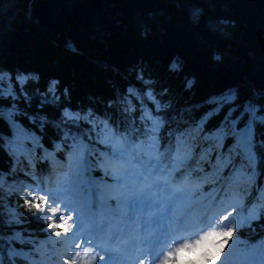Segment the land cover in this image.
Listing matches in <instances>:
<instances>
[{
  "label": "trees",
  "instance_id": "16d2710c",
  "mask_svg": "<svg viewBox=\"0 0 264 264\" xmlns=\"http://www.w3.org/2000/svg\"><path fill=\"white\" fill-rule=\"evenodd\" d=\"M0 69L26 76L12 83L16 99L0 93V108L14 102L22 110L0 113V132L8 133L4 120L17 119L55 156H61L55 143L70 147L76 135L103 147L97 136L103 121L126 143L153 126L165 145L170 130L202 120V131L212 132L250 112L257 156L252 186L262 183L264 0H0ZM144 108L157 124L142 116ZM62 110L88 114L77 119L78 134L62 137L54 124ZM7 145V136L0 138V170L15 164L14 175H24ZM42 153L37 147L35 180L25 176L30 194L46 176ZM33 199H12L17 219L3 221L40 239L44 204L38 192ZM240 208L222 237L249 247L264 238V206L250 218L240 217Z\"/></svg>",
  "mask_w": 264,
  "mask_h": 264
},
{
  "label": "rangeland",
  "instance_id": "374dc122",
  "mask_svg": "<svg viewBox=\"0 0 264 264\" xmlns=\"http://www.w3.org/2000/svg\"><path fill=\"white\" fill-rule=\"evenodd\" d=\"M26 78L25 75H20V74H16L14 73L11 77V75L9 73H7L6 71L0 69V93L4 96H8L9 98L13 99L15 98L16 99V91H15V88L13 87V81H16V82H22L24 81V79ZM147 95H149V93L147 92ZM150 96V95H149ZM14 105V107H13ZM12 107L9 109V110H13V112H17L19 111L18 108H16L14 102H12ZM83 115H79L77 113H73V112H70L69 110H62L60 112V115L57 119V126L61 129V131L63 133H66L68 131H70L71 129H77V122L75 121L76 118L78 117H82ZM65 120V121H64ZM187 129L183 130V131H186ZM227 131V135L228 136H231L233 138H235V135L229 130V128L226 129ZM182 132V131H181ZM108 134H111V135H114V132L113 130L111 129V127H107V130L105 132V138L108 136ZM107 138H110V143L114 144L118 149L124 151V146L120 143L119 139L117 140L116 138L114 139H111V137H107ZM202 138H205L206 141L209 143V146L210 145H214L213 149L214 151L218 154L217 156L214 157V159L212 160V165L214 167H216V170H210L208 171L206 174L204 175H200L199 178L197 180H195V183H200L201 182H211V181H214L218 178L220 172H221V169L224 165V163L222 162L221 158H219V147L221 146V141L217 139V137L215 135H204V137H201L200 134L198 135V133L196 131H187L186 134H185V138L182 142V147L181 149H177L176 147H174V154H173V157H171V161L172 163L174 162H177L176 163V166L175 168H178L180 167V164L182 163V165H184V158L188 155H192V150H191V146H193L194 144L198 143L200 141V139ZM193 140L191 144H189V140ZM204 139V140H205ZM138 147V145H136ZM232 146V145H231ZM168 146H165L164 149L166 148L167 149ZM207 148V147H206ZM208 149V148H207ZM230 149V147L228 148ZM211 150H207V151H201V153H199L198 155L195 156V159L197 160H201V159H207L208 158V153L210 152ZM10 152L12 155H18L16 152L13 151L12 147H10ZM126 154V152H123ZM31 155V152L28 153ZM32 154H34L32 152ZM168 154V153H167ZM98 155L100 156H103V157H106L107 155L104 154V153H99ZM110 156V155H109ZM231 153H228V154H224V158L227 160L229 159L230 161H232V158H231ZM41 158H43V154L40 155ZM52 161L54 160V157L53 156H50ZM49 157V159H50ZM51 161V162H52ZM69 162V161H67ZM184 162V163H183ZM239 162L242 164V165H245L244 163V157H242V160ZM162 163V162H161ZM160 164V163H159ZM187 164V163H185ZM188 165V164H187ZM189 166H192V167H195L196 165H193V164H189ZM103 170V168H102ZM157 170V169H156ZM154 172V171H153ZM242 174H244V179L245 180H248L250 179V175L249 173L245 172L244 169H242L241 171ZM73 176H69V178L67 179H63V180H59V185L60 184H63V185H66L67 186V190L70 192V193H75V190L77 189L76 188V185L73 183ZM97 184L99 185V191L101 193H104V196L105 197H109L110 195H112V198H113V206H114V211L117 212V213H122L123 215L125 214V209L119 205V200H118V197L116 195V193L114 192H119V188L117 187V184L114 185L112 182L106 180L105 178H103V176L99 177V178H96L95 179ZM226 182V179H222L217 185L216 187H212L210 188L208 191H206L205 194L201 195L199 197V199H204L205 197L209 196L211 193H214L216 192L224 183ZM19 187L22 189L21 192H19V198L20 199H23L25 200L26 198V194H25V187L26 185L24 184H20ZM59 188H61L59 186ZM59 188L56 187L53 189L52 192H57L59 191ZM50 188H48L49 190ZM52 189V188H51ZM63 189V188H62ZM247 190V189H246ZM245 190V191H246ZM8 191L5 189V188H0V206H1V212L4 213V218L8 221L10 220H15L17 219V212L15 210V207L14 205L10 202L9 199H7V196L6 193ZM63 197H65L64 195H62ZM62 197V198H63ZM103 197V199L105 198ZM221 199V198H220ZM217 200V199H216ZM240 200H243V196ZM239 200V201H240ZM189 201V200H187ZM238 202H235L231 205V207H228L227 209H225L224 211V214L221 216L220 218V221H219V225H216V232L219 228H221L224 223H227V219L230 215V208L232 209L235 205H237ZM264 201V194L262 193V191H260L257 195V198L252 202V203H249L248 207H247V212L249 213H252L254 212L255 210V207ZM11 203L13 205V209L11 211H9V209L7 208V204L8 203ZM47 209L44 213V215L42 216V222L44 223H48L47 225V233H48V238H47V241L49 242H52V233H51V230L52 229H56L60 223V221L62 220V210L59 209V211H57L54 207V204L51 203V202H47ZM0 217H2V215H0ZM69 228V227H68ZM67 228V229H68ZM214 236V239L208 243V244H202V243H198L195 247L196 249V253L193 254V253H190L189 256L191 257L192 255H196L197 256V259L195 260H199V262H197L196 264H212L214 262V259H215V252H217L218 250L220 249H223L227 254V256H231L233 251L235 249H240V248H234L231 250V246H233L232 243L228 244V245H225V244H222L219 242V240L217 239V237L215 236L216 234L213 233L212 234ZM55 244V246H57L56 242L53 243ZM40 252L41 254L44 252V248L43 246L40 248ZM58 253H56L55 255H57ZM42 256V255H41ZM209 256V260H208V257ZM189 258V257H188ZM187 258V259H188ZM247 258L245 256H240L239 258V262L238 264H247L248 263V259L246 260ZM42 260H44V257L42 256ZM193 260V259H191ZM210 261L211 263H207L206 261ZM257 260L258 258L253 261V262H250V264H255L257 263ZM67 264H74V263H69V261H67Z\"/></svg>",
  "mask_w": 264,
  "mask_h": 264
},
{
  "label": "snow or ice",
  "instance_id": "6c2138e0",
  "mask_svg": "<svg viewBox=\"0 0 264 264\" xmlns=\"http://www.w3.org/2000/svg\"><path fill=\"white\" fill-rule=\"evenodd\" d=\"M14 107V105H13ZM4 123L8 127V133L0 132V138L7 136V139L11 142V147L17 154H27L29 152L35 153L37 147H39L45 154V156H52L53 153L48 152L41 143H37L36 133L31 128H27L17 119L11 117L4 120ZM29 123H34V120L29 119ZM19 128L20 132L17 133L16 129ZM87 138H85L86 140ZM18 141V143H17ZM106 142V141H105ZM88 145L85 144V147ZM163 146V141L161 142ZM55 149L61 150V144L55 143ZM73 159L72 154H69V160ZM15 164L11 165L8 170H0V188L11 186L16 183ZM10 200V198H9ZM9 211L13 209V205L9 202L7 204ZM25 230L19 225H12L10 222L5 224L3 218L0 217V264H4V260L7 259L8 264H42V256L40 248L46 244V239L42 240L29 234L27 237L23 235ZM79 234H77L78 236ZM62 240H72V237L64 236ZM81 243L83 240L81 239ZM77 247V245L70 244L62 252L61 260L62 264H67V261L71 257V248ZM94 251V250H93ZM240 256H245L250 262L255 261L257 258L264 260V242H257V244L251 245L246 249H235L230 256L229 264H238ZM97 261L104 260L105 257L95 253ZM111 264V260H109ZM138 264H143L142 260L138 261Z\"/></svg>",
  "mask_w": 264,
  "mask_h": 264
},
{
  "label": "bare ground",
  "instance_id": "6f19581e",
  "mask_svg": "<svg viewBox=\"0 0 264 264\" xmlns=\"http://www.w3.org/2000/svg\"><path fill=\"white\" fill-rule=\"evenodd\" d=\"M193 141L192 139L189 140V143ZM56 160L60 161V162H67L69 161V164L73 165V162L69 160V157H62L60 155H56L53 156ZM48 170L51 171V175L50 179L48 180L49 182L53 181L54 179H56L58 176H62L65 175L66 173L60 174V169L57 168L54 163H51L50 166L48 167ZM228 183H231L230 180H227L224 184L223 187H225ZM123 187V186H122ZM125 189V188H123ZM224 190V193L227 191L228 193V199L224 197V193L223 191H216V193H212L210 194L207 198L202 199V201H198L196 202V206H206V210L205 212L202 213L203 219L201 221L200 228L205 229V225L207 222H213V223H219L220 218H216V215H214L215 213H222L227 207L231 206L234 202H238V200L241 198L244 189L240 190L238 188H236L235 190ZM215 194V195H214ZM217 195V196H216ZM221 198V199H220ZM217 199V200H215ZM233 199V201H232ZM184 200V199H183ZM184 206H183V210H184V215L181 219L182 222L187 221V220H192L195 218V216L197 215L196 212H192L191 211V206L194 203H189L188 201H183ZM217 206L219 207L216 211H212V207ZM72 209L74 210H78V207H73ZM80 215L84 218V214L82 212H79ZM71 234H73V238L76 239L78 236V231L77 230H70L69 231ZM74 244V243H71ZM83 247V246H82ZM86 247V246H84ZM74 248V247H72ZM78 251V250H76ZM227 253L223 250L220 249L217 252H215V259L214 262L212 264H228L229 263V259L230 257L226 255ZM190 264L191 260L188 259Z\"/></svg>",
  "mask_w": 264,
  "mask_h": 264
},
{
  "label": "clouds",
  "instance_id": "9594fccd",
  "mask_svg": "<svg viewBox=\"0 0 264 264\" xmlns=\"http://www.w3.org/2000/svg\"><path fill=\"white\" fill-rule=\"evenodd\" d=\"M186 180H187V178H186ZM194 187H199V184H195L194 183ZM207 231H208L209 234L205 236L204 240L201 242L202 244H208L214 239V236L211 234V227H209L207 229ZM186 256H187V254H186ZM190 258L195 260V259H197V256L196 255H192Z\"/></svg>",
  "mask_w": 264,
  "mask_h": 264
}]
</instances>
